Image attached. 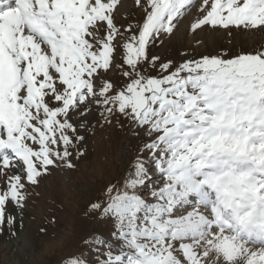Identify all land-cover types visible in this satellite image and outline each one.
<instances>
[{"label": "snow or ice", "instance_id": "6c2138e0", "mask_svg": "<svg viewBox=\"0 0 264 264\" xmlns=\"http://www.w3.org/2000/svg\"><path fill=\"white\" fill-rule=\"evenodd\" d=\"M134 2L143 19L125 28L121 0H0V228L87 154L95 107L146 136L123 190L90 206L120 242L86 239L97 264H264V49L161 61L149 49L196 0ZM205 27L264 31V0H202L189 30Z\"/></svg>", "mask_w": 264, "mask_h": 264}, {"label": "rangeland", "instance_id": "374dc122", "mask_svg": "<svg viewBox=\"0 0 264 264\" xmlns=\"http://www.w3.org/2000/svg\"><path fill=\"white\" fill-rule=\"evenodd\" d=\"M126 1L128 7L116 17L118 27L135 26L143 19V11L134 0ZM201 2L196 0V6L177 21L173 33L162 36L149 49L150 56L179 63L186 56L236 55L264 49L262 30L205 27L193 34L190 23L198 15ZM120 59L118 56L117 60ZM108 80L118 88L125 83L119 70L109 72ZM86 121L89 128L83 133L86 139L80 147L87 154L79 159L74 157L73 168L61 165L52 169L39 184L27 188L23 208H11L16 220L12 226L5 224L0 228V264H68L70 257H83L87 264H97L102 257L94 250L95 244L84 243L86 239L99 237L113 246L120 243L113 235L114 219L103 215L102 208L110 202V187L123 190L146 136L118 114L111 117L110 123L103 122L95 107ZM153 182L157 186L162 184L156 174ZM93 203H101V210L91 211Z\"/></svg>", "mask_w": 264, "mask_h": 264}, {"label": "bare ground", "instance_id": "6f19581e", "mask_svg": "<svg viewBox=\"0 0 264 264\" xmlns=\"http://www.w3.org/2000/svg\"><path fill=\"white\" fill-rule=\"evenodd\" d=\"M121 6L119 7V11L124 9V7H128V2L126 0L121 1ZM191 18V17H190Z\"/></svg>", "mask_w": 264, "mask_h": 264}]
</instances>
